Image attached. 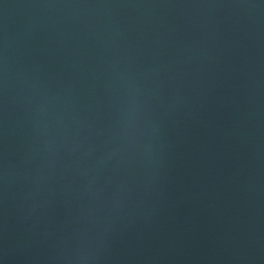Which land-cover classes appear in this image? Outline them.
I'll list each match as a JSON object with an SVG mask.
<instances>
[{"label":"water","instance_id":"1","mask_svg":"<svg viewBox=\"0 0 264 264\" xmlns=\"http://www.w3.org/2000/svg\"><path fill=\"white\" fill-rule=\"evenodd\" d=\"M0 264H264V0H0Z\"/></svg>","mask_w":264,"mask_h":264}]
</instances>
